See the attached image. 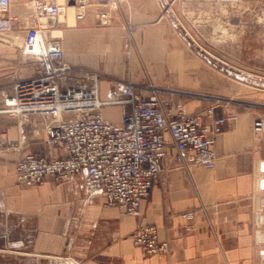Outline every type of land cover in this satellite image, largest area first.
Wrapping results in <instances>:
<instances>
[{"label": "crops", "instance_id": "1", "mask_svg": "<svg viewBox=\"0 0 264 264\" xmlns=\"http://www.w3.org/2000/svg\"><path fill=\"white\" fill-rule=\"evenodd\" d=\"M179 7L180 0H123L112 9L92 0L84 19L71 5L55 21H39L60 38L68 65L61 86L88 87L98 75L102 100L128 81L141 96L179 102L192 113L223 102L238 115L216 136L214 168L183 165L171 150L163 175L133 215L92 192L84 173L19 183V159L65 151L47 142L45 114L5 110L16 84L43 68L39 57L22 51L33 7L11 0L13 27L0 30V264H264V132L253 129L264 113L234 101L228 79L192 52L176 24ZM101 10L110 11V24L101 23ZM130 109L129 103L105 104L103 114L119 123ZM142 224L157 226L168 253L146 254L133 243Z\"/></svg>", "mask_w": 264, "mask_h": 264}, {"label": "built area", "instance_id": "2", "mask_svg": "<svg viewBox=\"0 0 264 264\" xmlns=\"http://www.w3.org/2000/svg\"><path fill=\"white\" fill-rule=\"evenodd\" d=\"M73 1V3H72ZM92 0H28L35 20L28 28L22 51L42 60L40 73L19 81L14 92L5 99L10 113H43L50 118L46 125L47 142L61 147L60 157L27 154L17 161L20 184L35 186L47 177L69 179L84 173L92 192L103 194L109 202L124 205L133 215H139L142 203L150 196L155 181L165 171V160L171 150L183 165L214 168L217 154L216 136L224 124L235 121L237 113L223 102L212 104L205 111L189 112L182 103H163L157 95L143 97L135 92L131 82H124L108 100L99 96V76L86 87L61 86L66 75L60 38L53 26L40 20L55 21L73 5L78 19H84ZM118 8L123 0H99ZM11 0H0V30L13 27L15 16L8 12ZM100 21L111 23L109 10H101ZM129 103L121 122L105 118V104ZM220 107L222 112L217 114ZM64 113L74 116L64 118ZM211 116L206 122L205 117ZM256 133L264 132V116L253 121ZM170 137L166 136V132ZM133 243L146 254L168 253V240H161L154 224L138 225Z\"/></svg>", "mask_w": 264, "mask_h": 264}, {"label": "rangeland", "instance_id": "3", "mask_svg": "<svg viewBox=\"0 0 264 264\" xmlns=\"http://www.w3.org/2000/svg\"><path fill=\"white\" fill-rule=\"evenodd\" d=\"M176 24L192 52L228 79L234 101L264 113V0H180Z\"/></svg>", "mask_w": 264, "mask_h": 264}]
</instances>
